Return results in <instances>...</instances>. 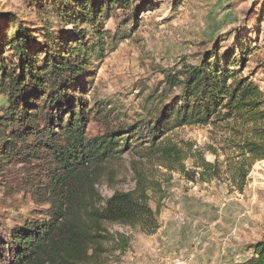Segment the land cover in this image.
<instances>
[{
	"label": "trees",
	"instance_id": "16d2710c",
	"mask_svg": "<svg viewBox=\"0 0 264 264\" xmlns=\"http://www.w3.org/2000/svg\"><path fill=\"white\" fill-rule=\"evenodd\" d=\"M25 1L36 9L39 22L21 23L11 13H0V20L11 24L0 36V93L5 98L0 173L12 163L21 166L16 186L0 182V188L14 196L12 204L20 195L33 207L12 225L0 221V264H102L105 244L120 251L127 245V238L110 233L106 224L153 234L158 209L149 205L151 187L143 173L134 169L135 187L114 190L108 198L97 186L122 154L155 157L168 169L184 171L182 149L164 142L175 128L233 121L252 134L238 145L240 154L249 164L264 159V94L242 74L251 48L241 39L222 55L209 52L197 64L183 63L165 73L162 90L145 95L143 114L132 118L96 99L87 102L89 84L79 83L91 56H102L103 9L105 15L113 7L126 10L132 1ZM81 23L91 25L90 36L77 28ZM8 48L13 50L9 56ZM200 167L208 171L215 165L202 161ZM246 174L244 167L238 169L239 190ZM251 248L253 255L238 264H264V239Z\"/></svg>",
	"mask_w": 264,
	"mask_h": 264
},
{
	"label": "rangeland",
	"instance_id": "374dc122",
	"mask_svg": "<svg viewBox=\"0 0 264 264\" xmlns=\"http://www.w3.org/2000/svg\"><path fill=\"white\" fill-rule=\"evenodd\" d=\"M131 1L129 9L113 7L106 15L102 11V56H91L79 81L89 84L87 102L96 99L136 118L143 114L144 96L162 90L165 73L178 71L183 63L197 64L209 52L222 55L236 39L251 48L242 74L250 76L264 94V0ZM59 2L63 5L65 0ZM31 8L25 0H0V13L33 25L39 20ZM6 21L0 20V36L11 27ZM77 28L86 29L85 36L92 31L89 23ZM124 32L127 37H121ZM12 52L8 48L6 55ZM164 138L182 149L184 171L168 169L155 157L122 154L97 186L103 198L114 190L130 191L136 185L137 169L148 179L149 205L158 209L159 224L153 234L139 227L106 224L110 233L126 237L127 245L120 251L105 244L102 264H238L251 257V245L264 239V159L249 164L247 155L240 154L238 145L252 138L250 128L233 121L191 124L175 128ZM202 161L215 168L204 170ZM20 167L7 166L0 182L16 186ZM240 167L247 169L241 190L237 186ZM13 197L0 188V221L5 225L33 207L20 195L12 204ZM160 235L181 238L174 239L173 243L178 241L171 250L175 255L164 252L170 246Z\"/></svg>",
	"mask_w": 264,
	"mask_h": 264
},
{
	"label": "crops",
	"instance_id": "0c3cea01",
	"mask_svg": "<svg viewBox=\"0 0 264 264\" xmlns=\"http://www.w3.org/2000/svg\"><path fill=\"white\" fill-rule=\"evenodd\" d=\"M159 237H160V238H163V240L166 239V240L168 241V242H166V243L169 244V246H170V247H168V246H167V247H164V252H167V251H168L167 254H170V252H171V253H172L171 255H175L174 252H172L171 250L174 249V248H177V247H174V246L178 244V241H175V243H173V242H174V239L177 238L178 236L176 235V236H174L175 238H172L170 235H163V236L160 235ZM178 238H179V241H181V238H180V237H178ZM175 240H176V239H175ZM161 244H162L163 246H166L165 242H163V241H162ZM171 247H172V248H171ZM156 255H157V254H156ZM158 256H159V255H158ZM158 256H157V257H158Z\"/></svg>",
	"mask_w": 264,
	"mask_h": 264
}]
</instances>
